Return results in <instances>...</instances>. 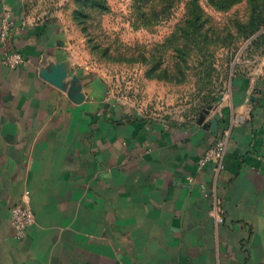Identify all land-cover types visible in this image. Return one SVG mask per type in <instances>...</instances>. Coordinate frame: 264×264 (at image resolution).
Here are the masks:
<instances>
[{"label": "crops", "instance_id": "0c3cea01", "mask_svg": "<svg viewBox=\"0 0 264 264\" xmlns=\"http://www.w3.org/2000/svg\"><path fill=\"white\" fill-rule=\"evenodd\" d=\"M28 1L0 0L15 21L0 41V264H264L261 73L203 123L150 121L111 98L69 27ZM6 50L24 63L5 67ZM218 143L222 159L200 168ZM14 205L35 217L21 240Z\"/></svg>", "mask_w": 264, "mask_h": 264}, {"label": "rangeland", "instance_id": "374dc122", "mask_svg": "<svg viewBox=\"0 0 264 264\" xmlns=\"http://www.w3.org/2000/svg\"><path fill=\"white\" fill-rule=\"evenodd\" d=\"M224 1L233 3L214 5ZM28 6L69 27L70 41L110 97L147 120H199L240 92L243 78L260 73L264 96V0H29Z\"/></svg>", "mask_w": 264, "mask_h": 264}, {"label": "built area", "instance_id": "2783aa9c", "mask_svg": "<svg viewBox=\"0 0 264 264\" xmlns=\"http://www.w3.org/2000/svg\"><path fill=\"white\" fill-rule=\"evenodd\" d=\"M15 30V21L9 9H5L0 18V41L6 43ZM24 57L21 53L13 50H6L2 56V64L14 70L24 63ZM227 97H222L224 101ZM223 144L218 143L203 153L198 160V166L204 167L213 160H221L223 157ZM11 225L14 230V236L17 240L25 237L26 231L33 226L35 217L31 210L20 205H14L10 208ZM209 216L214 218L217 223L221 224L223 219L218 216L215 210L209 211Z\"/></svg>", "mask_w": 264, "mask_h": 264}, {"label": "water", "instance_id": "95a60500", "mask_svg": "<svg viewBox=\"0 0 264 264\" xmlns=\"http://www.w3.org/2000/svg\"><path fill=\"white\" fill-rule=\"evenodd\" d=\"M58 68H55V69H53L52 71H53V75L54 76H56L57 75V77L56 78H54V77H52L51 75V77L54 79V81H53V83L55 84V85H57V86H61V80L64 78V76H65V74H62V75H58ZM75 80V79H74ZM72 91H74V92H76V93H78V94H76L75 95V97H74V101L75 102H78L79 100H81V98H82V95L79 93L80 92V88H78V87H74V88H72ZM251 100H253V98H251ZM111 103H114V101H111ZM206 115H209V113L208 112H205V114L204 115H201L200 116V118H199V120H198V123L200 124V123H203V121H204V119H205V117H206ZM219 120V117L217 116V115H215V116H213L212 118H211V120H210V125H209V127L211 128V130H215V128L217 127V121Z\"/></svg>", "mask_w": 264, "mask_h": 264}, {"label": "trees", "instance_id": "16d2710c", "mask_svg": "<svg viewBox=\"0 0 264 264\" xmlns=\"http://www.w3.org/2000/svg\"><path fill=\"white\" fill-rule=\"evenodd\" d=\"M211 3H213V0H209ZM233 3V1H224V2H219L217 4H214L216 7H219V8H224V7H227V6H230L231 4ZM223 4V6H222Z\"/></svg>", "mask_w": 264, "mask_h": 264}]
</instances>
